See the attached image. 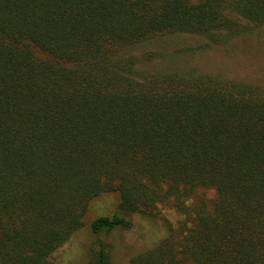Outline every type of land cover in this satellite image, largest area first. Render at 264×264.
<instances>
[{
  "label": "trees",
  "instance_id": "1",
  "mask_svg": "<svg viewBox=\"0 0 264 264\" xmlns=\"http://www.w3.org/2000/svg\"><path fill=\"white\" fill-rule=\"evenodd\" d=\"M261 26L264 0H0V264H55L108 192L88 264L158 204L181 220L128 264H264V84L191 64Z\"/></svg>",
  "mask_w": 264,
  "mask_h": 264
},
{
  "label": "rangeland",
  "instance_id": "2",
  "mask_svg": "<svg viewBox=\"0 0 264 264\" xmlns=\"http://www.w3.org/2000/svg\"><path fill=\"white\" fill-rule=\"evenodd\" d=\"M184 46H202V39L185 37ZM201 44V45H200ZM138 52V50H135ZM191 64L196 67L222 74L229 78H239L264 84V26L254 28L250 34L228 43L202 47L191 57ZM193 201L215 199V191L209 188L196 190ZM119 196L116 192L103 193L92 199L83 217L85 226L72 239L59 247L53 254L55 264H88L90 252L94 248L97 235L91 232L90 221L101 214L118 212ZM155 218H145L141 214H129L132 227L113 229L101 234L108 243L110 264H128L132 255L158 241L165 233L167 223L177 228L181 215L167 204H158Z\"/></svg>",
  "mask_w": 264,
  "mask_h": 264
}]
</instances>
